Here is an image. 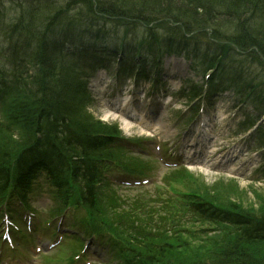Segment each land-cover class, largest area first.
Instances as JSON below:
<instances>
[{"label":"trees","instance_id":"1","mask_svg":"<svg viewBox=\"0 0 264 264\" xmlns=\"http://www.w3.org/2000/svg\"><path fill=\"white\" fill-rule=\"evenodd\" d=\"M61 1V5L43 7L28 2V7L18 10L15 24L11 22L18 12L3 9L0 13L5 50L9 49L0 59V203L11 195L25 201L32 181L42 178L62 206L72 202L96 213L100 188L96 184L103 164L115 158L111 150L117 131L88 113L86 76L105 66L107 53L96 46L102 42L96 41L112 35L100 31L106 24L124 30L123 71L138 47L146 56L183 54L204 68L217 62L223 88L238 85L242 100L264 102V0ZM83 39L91 44H81ZM5 57L9 69L4 67ZM21 60L24 67L16 70L14 64ZM236 60L241 66L259 67L254 68L259 70L254 83L249 85L239 76V69L232 66ZM27 64L31 75L26 74ZM220 81L215 79V86ZM180 202L204 223L229 226L210 227L222 232L210 256L168 262L155 252L142 253L126 243L121 264H264L250 248L252 243L264 242V206L258 211L234 204L219 206L190 193L183 194Z\"/></svg>","mask_w":264,"mask_h":264},{"label":"rangeland","instance_id":"2","mask_svg":"<svg viewBox=\"0 0 264 264\" xmlns=\"http://www.w3.org/2000/svg\"><path fill=\"white\" fill-rule=\"evenodd\" d=\"M22 1L4 0L0 5V13L3 9L10 10V13L12 11L18 12V9L13 8V5ZM166 21L171 26H175V28L179 27V25L173 24L168 20ZM113 26V24L109 23L101 27L100 31H110L112 35L110 40H106L102 44L100 43L98 47L106 46L110 50L115 47L116 41L124 30ZM144 28L147 29L148 27ZM113 37H115V40L112 41ZM0 46H2V54L9 51L8 48L6 50L4 48L5 45L1 31ZM7 61L10 63L8 59ZM115 61L117 60L115 59ZM188 65L189 62L186 59L178 57L162 61L160 69L164 71V68H166L165 73L167 75L165 77L169 76L167 78L169 83L165 84L164 88L166 93H169L173 88H177V86H174V83H178L180 77L200 78L198 74L194 76L189 71ZM232 66L239 69V76H242L244 82H249V85L257 79L256 73L259 70H255L254 68L258 69L259 67L257 68L252 64L248 65L252 68H248L246 64L241 66L239 60L233 62ZM116 70L117 66L111 70L112 73L103 70L97 80L93 77V79L91 78L92 81H90L88 90L92 94V100L88 113L94 119L116 125V128L127 138H144L145 136H143L142 132H150L151 129L157 126L162 127L161 132L166 134L169 131L171 132V135L168 133V136L164 133L157 135L159 139H161L160 137L163 139L167 138L165 144L162 142V155L164 153L170 154L169 158L171 161H176L178 157H181L183 160H186L188 157L187 160L189 161L193 156H199L202 162L207 160L210 155H213L209 163L214 162L216 165H220L221 168L215 172L206 168L190 171L187 168H182V163H176L173 166L174 168H165L161 165L162 163L160 164L157 161L154 145L150 144V141L146 140L145 144H143L150 152L149 156L135 153L131 148L137 149L138 146H129L130 142L127 143L125 141L129 145H125V148H114L113 153L121 161L126 175L133 173L134 176L142 174L144 176L157 177L156 182L151 185H140L138 188L108 184L98 192L96 213L87 212L81 207L76 209L74 213L68 212L64 222L78 230L82 229L80 224L92 227L97 231L99 241L101 237L110 240L111 236L107 234L110 233L118 247L126 249L128 244V246H133L142 253L155 252L158 259H165L163 261L176 263L208 258L213 247L220 239L222 232L210 229V227L215 226L214 224L210 222L204 223L198 220L196 216H190L181 207L180 197L183 194L190 193L199 195L203 199L219 206L234 204L248 208L251 211L260 210L264 206V179H259L260 175L258 176L256 170L262 167L264 158L261 151H256L259 146L257 147L252 143L255 139V130L246 129L242 132L236 129V122L240 117L238 116V111L235 110V100L230 97V94H225L223 98H218L215 104L206 109V112L200 115L203 116L201 117L203 122H200L198 126H195L196 124L189 125L191 121L186 122L181 120V113L187 110V105L176 96L172 97L173 99L170 101L171 105L169 103L167 106H162L163 108L161 109L163 111L158 112L157 115L160 116L157 120V125H155L156 122L154 123L156 115L150 118L140 117V112L124 106L123 110L127 112V115L134 118L135 116L140 117L142 123L146 126L149 125L148 127L138 125L141 128L140 131L127 128V125L120 122V120L130 121V119L120 113H116L121 106L119 105L121 98L118 97L117 100L114 98L119 93L118 91H113L112 87L113 76ZM232 74L234 75V72ZM228 75L226 74V77H230ZM162 77L164 76L162 75L159 78L161 79ZM125 78L120 77L122 81ZM243 81L240 84L246 85ZM114 92L117 93L113 95ZM128 94H125L124 99L128 97ZM140 94L141 92H139ZM130 100L137 101L136 104L140 102L141 105H144L143 102H146V99H143V97L137 98L134 95L130 97ZM250 104L251 106L244 107L248 115L254 117L258 111H260L259 113L264 111V102L261 105H256L254 101L250 100ZM152 108L156 109L157 107L152 105ZM110 113L113 115H110ZM189 115L188 111L185 114V118L189 117ZM0 121H3L2 117H0ZM130 122L133 124V121ZM151 122H153L152 125ZM182 137L185 141L180 147L179 152L174 151L173 147L182 140ZM249 137L253 138L252 142L247 141ZM198 147L199 153L197 151ZM191 152L192 154H190ZM164 159L168 160V157ZM173 169L175 170L173 171ZM113 170V168H110L109 172ZM41 182L40 189L34 191L29 203L31 209L37 213V223L40 224L38 226L39 231L53 214H58L56 211L60 206L54 197L53 191L50 189L51 187H48L43 180ZM86 216H94L95 220L100 223L102 230L96 229L98 224H93L91 220L88 222ZM172 223L173 225L170 227ZM17 225L21 227L19 223ZM215 227L222 229L229 226L216 223ZM70 231L73 230L70 229ZM41 234L42 241H39ZM41 234L33 233L27 240L21 243L17 242L18 247L14 244L17 247L15 251L16 256L20 257L21 260H12L10 264H74L72 256L79 253L82 249V242H79L77 238H69L63 239L57 245L53 242L55 235L52 236V233L42 231ZM99 241L97 240L95 243ZM100 243L102 244L100 248H96L94 243L90 244V254L93 251L101 254L100 257L91 256V263L118 264L119 256L117 250L108 246L106 254L107 245L102 241ZM36 245H41V250L38 252L34 251ZM250 248L251 251L260 254V257L257 256V260H264V242L258 244L252 243ZM12 252L13 250L8 248L6 255H12ZM1 264L9 263L4 261ZM76 264L81 263L77 262Z\"/></svg>","mask_w":264,"mask_h":264},{"label":"bare ground","instance_id":"3","mask_svg":"<svg viewBox=\"0 0 264 264\" xmlns=\"http://www.w3.org/2000/svg\"><path fill=\"white\" fill-rule=\"evenodd\" d=\"M23 3L24 2L16 3V4L13 5V8H16V9H18L20 11V10L24 9L25 7H28L29 6L28 3H26V4H23ZM62 3H63V1H61V0H36L35 1V4L36 5L39 4V7L50 6V5H56V6H58V5H61ZM19 17H20V14L18 12L13 17V21L14 22H11V24H15V23L19 22ZM171 22H172V20H171ZM168 56H172V57H176V58L177 57L178 58H184V59L188 60L190 62L189 71H191L194 76H196L197 74L200 76L199 79H195V78H192V77H187L188 80H189L187 87H183V85H180V82L174 83V86L179 87L183 91H189L193 95L194 102H197L200 105V106H198L196 104H191L192 106H195L194 109L196 111H202V110H205V109H209L210 106H212V104H215L216 101H217V99H218V95H217V92H215V89L214 88H212V87H205V88L199 89L204 81H207L208 79L213 78V75H211V74L208 73V71L210 69L208 70V68H204L202 66H199L198 64H195L196 61L193 58L187 59V58L184 57L183 54H177V53H173V52L166 53L165 54V58H167ZM209 56L211 58V55L210 54H209ZM206 59L208 60V58H206ZM24 64H25V62L23 60H21L20 62L19 61H16L14 65L17 66L16 67V70H19L20 68L24 67ZM10 65L11 64L9 62H5V65H4L5 69H9V66ZM31 70H32V68H30L28 66V64H27L25 66V71L27 72L26 74L27 75H31L33 73V70H32V72H30ZM165 70H166V68H164V71H162L160 69V67H156L154 69H148L146 67L140 66L137 73L143 72V74L145 76L150 77V79H151V86H153L152 88H150V92H153V93H157L158 94V93H160L159 88L162 87V89H164L165 88L164 87L165 84L169 83V81L167 79V78H169V76L165 77V75H167L165 73ZM162 75L164 77H162L160 79L159 77H161ZM180 79H181V77L179 78V80ZM171 91L172 92H175L176 89L174 88L173 90H170V92ZM202 101H203V103H202ZM239 119L240 118H238V120Z\"/></svg>","mask_w":264,"mask_h":264}]
</instances>
